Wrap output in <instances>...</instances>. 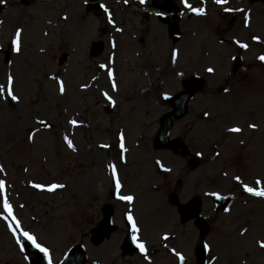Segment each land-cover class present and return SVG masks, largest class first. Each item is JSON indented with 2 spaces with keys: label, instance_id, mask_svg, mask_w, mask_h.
I'll list each match as a JSON object with an SVG mask.
<instances>
[{
  "label": "rangeland",
  "instance_id": "rangeland-1",
  "mask_svg": "<svg viewBox=\"0 0 264 264\" xmlns=\"http://www.w3.org/2000/svg\"><path fill=\"white\" fill-rule=\"evenodd\" d=\"M151 1L101 0L104 12L95 15L86 10L89 0H4V11L0 13V52L5 54L17 29L20 36L19 50H12L9 63L2 61L0 53V86H6L11 76L12 91L18 98V102H12L7 96L0 98L3 198L11 205L12 218L22 231L46 249L53 262L60 259L69 246L82 242L86 249L84 264H175L168 251L160 248L159 236L165 233L175 235L171 238L172 247L182 251L189 264H195L190 251L195 243L200 244L197 239L189 241L191 235L182 243L183 231L179 238L182 224L168 197L177 192L180 201H184L198 192L203 199L202 214L210 217L208 237L213 239L221 233L233 237L237 232L234 224L239 229L249 225L246 237H250L251 242L246 245L253 246L254 257L250 264H264V252L257 245L264 243V203L251 201L230 182L239 178L252 185L257 178L258 175H248L246 179V175L254 171L249 167L259 158L253 156L248 160L249 165H241L239 170L235 168L237 159L232 148L244 142L250 133L249 125H255L254 138L261 140L259 152L264 157V117L255 110L237 108L228 118L239 116L240 119L222 125L221 129L239 126L243 129L242 136L227 137L223 133L224 148L220 149L211 137L214 135L212 121L220 114L215 113L212 104L219 101L220 105H227V96L257 92L264 84L260 81L264 78L259 71L260 62L255 60L246 65L252 55L264 52V3L227 0L224 5H218L215 0H172L181 4L179 7L184 11L178 23L181 39L172 43L163 33L165 26L154 16ZM156 1L159 5L163 3V0ZM225 8L233 11L225 12ZM239 8L242 10L236 11ZM199 9H203V13L197 17L190 14ZM245 14L249 17L247 26ZM61 15L65 19L62 20ZM112 27L119 31L115 33ZM92 42L102 44V54L98 57L89 55ZM239 44L246 47L241 48ZM172 49L178 51L177 57L169 63ZM65 52L68 60L58 66L57 59ZM234 56L240 57L243 67L231 77L229 71ZM109 58L114 61L116 80H110L102 72L101 66ZM208 68L214 75L206 72ZM192 75L203 78L205 87L190 101L188 113L174 122L170 133L171 138H179L203 153L196 165L199 167L189 174L185 187L183 182L179 183L183 177L181 159L170 151L153 149L152 141L157 120L167 110L162 98L177 93L180 81ZM225 85H231L227 93L223 90ZM260 111L264 114L263 109ZM69 121H74L76 126ZM131 122L136 132L132 131V137H128L127 146L134 152L127 155V163L121 164L116 149L119 141L115 137L125 131L124 128L130 130L127 125ZM44 123L50 129L42 128ZM66 137L72 148L65 143ZM134 142L139 145L136 149L131 145ZM193 142L200 146L197 148ZM153 159L161 160L170 168V173L159 174ZM108 164L117 167L120 173L121 182H118L122 186L119 191L113 188L115 196L130 195L131 204L111 198L112 174L108 173ZM256 165V172L264 179V162L260 160ZM224 168L226 175L216 179ZM201 172L200 190L192 191L190 186L198 179L191 177ZM212 181L218 182L220 188H211ZM32 184L64 187L48 192L33 188ZM152 185L158 186V193H152ZM212 191L234 196L231 213L214 214ZM104 205L112 208L117 230L101 245L92 246L88 233L102 219ZM125 212L134 214L150 250L160 248L162 251L151 263L141 255L121 256ZM152 213L156 216H151ZM5 216L0 200V217H4L0 219V264H27ZM193 231L190 227V232L186 233L193 235ZM209 244L214 246L215 243ZM236 244L242 245L240 241ZM183 246L190 250H182ZM215 247L223 258L218 264H239L241 251L233 243L216 241Z\"/></svg>",
  "mask_w": 264,
  "mask_h": 264
},
{
  "label": "snow or ice",
  "instance_id": "snow-or-ice-1",
  "mask_svg": "<svg viewBox=\"0 0 264 264\" xmlns=\"http://www.w3.org/2000/svg\"><path fill=\"white\" fill-rule=\"evenodd\" d=\"M215 2L220 5V4H225L227 3V0H215ZM4 3V0H0V4H3ZM141 3H143V0H141ZM185 7H188L187 4H185ZM197 12V14H202L203 13V9H199V10H194ZM225 12H230V11H233L232 9H229V8H225L224 9ZM236 11H239V9H237ZM248 15L245 14L244 16V20H245V26H247L248 24ZM111 22V21H110ZM117 31H119V29H117ZM20 36V30L17 29L16 30V33H15V38L12 40V50L14 52H17L19 50V47H18V38ZM253 39H257V38H253ZM239 47L241 48H245L246 45L244 44H240ZM173 56H175V53H173ZM262 62H264V56L260 57L259 58ZM103 67V65L101 66ZM207 71L211 72L212 69H207ZM109 75V79L111 80L112 79V73L111 71H109L108 73ZM12 84H13V80H12V77L9 76L8 79H7V85L6 86H0V98H3L5 96H7L8 98H10V100L12 102H18V98L13 94V91H12ZM113 90H115V85H113ZM225 91H227V89H225ZM106 99H108L107 96H105ZM111 103V101H109ZM41 123H43L41 121ZM70 124H72L73 126H76L75 125V122L74 121H69ZM249 128H255V125H249ZM228 131L230 132H233V133H237L240 131L239 128H230L228 129ZM32 137L29 136V140H31ZM121 140H122V137H121ZM65 143L68 145L69 148H72V143L71 141H69L67 139V137L65 138ZM102 147H107V145H103ZM120 148H121V152H123L124 150V147H123V143L120 144ZM74 150V149H73ZM109 170L110 172H112V176H113V180L116 181L115 183V187L117 189V191H119L120 189V184L119 182L116 180V176H115V172H114V168L112 165H109ZM237 182H239V178H237ZM256 184H257V188L254 190L253 188L251 187H248V186H244V191L246 193H248L249 195L251 196H256V197H261V198H264V190H260L259 188V184H260V181H256ZM31 187L33 188H36V189H40V190H45V191H48V192H52L54 191L55 189L57 188H62L64 187V185H59V184H52L50 186H47V187H44V186H41L39 184H32ZM4 183L3 181H0V200H2V206H3V211L4 213L8 216V217H12L13 213H12V207L11 205L8 203L7 199H4ZM117 199H120V200H123V201H126L127 203L131 204L133 202V197L130 196V195H127V196H123V195H117L116 197ZM219 198V197H217ZM227 211V210H226ZM4 217H0V219H3ZM126 219L129 223V225L131 226V232H132V243L135 245V247L140 251V253L143 255L144 254V245L140 242H138V236L136 235V233L139 231V229L136 227V224L134 223V220H133V216L129 213L127 216H126ZM13 225L16 227V228H19V224L13 219ZM11 230V228H10ZM27 241H29L32 246L34 248H36L38 251H40L41 253L44 254L45 258H47L48 256V253H47V250L42 248L39 244H37L34 240V238L29 235L27 232H22L20 233ZM13 235H15V233H13ZM241 235H243V232H241ZM165 239H167V237H164ZM207 248V246H205ZM259 247L261 249H264V243H260L259 244ZM147 258V257H145ZM180 259H182V257H180Z\"/></svg>",
  "mask_w": 264,
  "mask_h": 264
},
{
  "label": "water",
  "instance_id": "water-1",
  "mask_svg": "<svg viewBox=\"0 0 264 264\" xmlns=\"http://www.w3.org/2000/svg\"><path fill=\"white\" fill-rule=\"evenodd\" d=\"M252 2L255 1H264V0H251ZM97 9V7H95ZM175 11H173L174 13ZM176 18V17H175ZM170 34L177 35L178 36V31L176 28H169ZM102 51V47L100 44H93V56L99 55ZM64 60V58H63ZM202 85V82L200 80L192 79L189 82H185L183 84L184 91L180 93L175 99L172 100V106L174 107V116L177 118L183 114L185 111V104L188 101V99L191 97V95L198 89H200ZM162 128V134L163 137L167 135V126L163 124ZM112 230V226L110 225L109 221L108 223L105 222V224H102V222L98 225V227L94 230L91 231V241L93 244H99L102 241L103 236H108L110 231ZM29 252L33 253L36 258H37V264H43V261L41 257L34 252L33 250L29 249ZM65 262L64 264H80L83 260V251L82 248L80 249L79 247H76L72 249L68 253V255L65 257Z\"/></svg>",
  "mask_w": 264,
  "mask_h": 264
},
{
  "label": "bare ground",
  "instance_id": "bare-ground-1",
  "mask_svg": "<svg viewBox=\"0 0 264 264\" xmlns=\"http://www.w3.org/2000/svg\"><path fill=\"white\" fill-rule=\"evenodd\" d=\"M241 8H239V10H240ZM205 17H207V16H205ZM204 17V18H205ZM223 29H224V27H221V30L223 31ZM257 51V50H256ZM255 51V52H256ZM264 51V50H263ZM262 56H264V52L262 53V52H260V53H257L256 55H252V59L251 60H249L247 63H246V65L247 66H249L252 62H254L255 60H260L259 58L260 57H262ZM262 62V61H261ZM263 63V62H262ZM259 67H261V70H259L260 72H261V74H264V64H259ZM216 75V74H215ZM261 91V92H260ZM259 91V93L258 92H256V94H252V101L253 102H251L250 100H247V96H245V98L244 99H242V98H236L239 102H237L236 104L234 103V105H233V107L235 108L237 105H238V107H243V106H245V107H250V106H253V103H260V101L263 99L262 98V93L264 92L262 89ZM261 93V94H260ZM210 99V98H209ZM213 105V109H215V110H217V111H223V108H222V106L223 105H220V103H219V101H217V103H214V104H212ZM226 118H225V116H221V115H219V116H217V118H216V120H214V135H215V137H217V138H219V139H221V137H222V135H223V133L228 137H234V138H236V137H239V134H236V133H233V132H230V131H228V129H221V126L222 125H225L226 124ZM231 127V126H230ZM222 130L224 131V132H222ZM241 132L242 131H240L239 133L241 134ZM130 134H132V132H130ZM241 136V135H240ZM229 139V138H228ZM260 140L259 139H257V140H255V141H253L252 142V144H254V143H257V144H255V146H254V148L256 149V147L257 146H261L262 144H260ZM219 143L221 144V142H220V140H219ZM220 147H222V144H221V146ZM242 148H244V145L242 144V143H239V144H236V149H242ZM261 160V158L259 157V160L258 161H260ZM256 166H252V170H254V171H250V176H252L253 174H255L256 173ZM200 177V176H199ZM201 180V179H200ZM260 181V184H259V188H262L263 189V186H264V182H263V180L262 179H260L259 180ZM170 238H168L167 239V241L169 240ZM152 255H156L157 256V254L155 253V252H152L148 257H150V256H152ZM158 257V256H157Z\"/></svg>",
  "mask_w": 264,
  "mask_h": 264
},
{
  "label": "flooded vegetation",
  "instance_id": "flooded-vegetation-1",
  "mask_svg": "<svg viewBox=\"0 0 264 264\" xmlns=\"http://www.w3.org/2000/svg\"><path fill=\"white\" fill-rule=\"evenodd\" d=\"M184 163H185V168H187V166L191 167V165H194L196 164V159L193 158V157H185L184 159ZM185 184V183H184ZM192 191H197L198 190V186L197 185H194V186H191L190 188Z\"/></svg>",
  "mask_w": 264,
  "mask_h": 264
}]
</instances>
